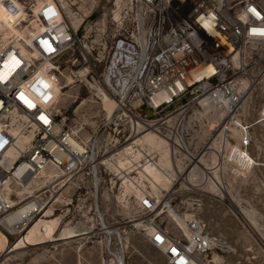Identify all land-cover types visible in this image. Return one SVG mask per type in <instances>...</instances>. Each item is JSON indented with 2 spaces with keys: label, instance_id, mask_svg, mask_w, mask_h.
<instances>
[{
  "label": "built area",
  "instance_id": "2783aa9c",
  "mask_svg": "<svg viewBox=\"0 0 264 264\" xmlns=\"http://www.w3.org/2000/svg\"><path fill=\"white\" fill-rule=\"evenodd\" d=\"M42 5L31 8L30 31L0 41V231L7 245L33 219L68 204L74 180L100 172L96 148L111 133L85 138L65 124L52 101L37 98L38 84L63 88L60 80L68 76L90 95L101 88L115 103L113 123L122 114L130 126L135 121L157 129L175 149L180 141L194 153L202 137L189 134L198 120H185L186 113L195 115L203 98L230 113L251 92L252 78L264 79V53L255 55L264 46V4L257 0H116L111 34L93 45L86 29L78 33L82 22L75 28L65 20L62 6ZM74 48L78 52L61 68L62 54ZM156 204L148 195L139 200L145 212H155ZM182 224L185 238L151 219L142 220V229L166 264H215L200 253L218 255L220 240L198 219ZM10 249L0 250V257Z\"/></svg>",
  "mask_w": 264,
  "mask_h": 264
},
{
  "label": "rangeland",
  "instance_id": "374dc122",
  "mask_svg": "<svg viewBox=\"0 0 264 264\" xmlns=\"http://www.w3.org/2000/svg\"><path fill=\"white\" fill-rule=\"evenodd\" d=\"M51 1L62 6L65 20L74 21L73 16L82 20L78 33L86 29L88 45L111 34L116 0H0V41L23 37L34 26L31 8ZM258 50L255 55L262 57L264 46ZM77 52L67 49L61 68ZM66 77L60 80L63 88L42 82L36 92L52 101L65 124L85 138L111 132L96 148L97 161L120 154L109 164H100L95 176L74 180L68 204L61 203L54 216L47 211L32 221L13 252L0 257V264H166L147 241L142 220H154L185 238L182 221L192 217L229 250L200 253L205 261L214 257L215 264H264V79L252 78L242 105L220 120L216 112L199 115L198 107L195 115L188 111L185 120L188 115L198 120L188 132L202 139L195 151L190 149L194 153H187L179 141L182 155L157 129L138 124L139 128L135 121L130 126L122 114L115 125V106L102 103L101 88L90 95L83 83ZM79 193H84L82 202ZM144 195L157 200L164 212L143 211L139 200Z\"/></svg>",
  "mask_w": 264,
  "mask_h": 264
},
{
  "label": "bare ground",
  "instance_id": "6f19581e",
  "mask_svg": "<svg viewBox=\"0 0 264 264\" xmlns=\"http://www.w3.org/2000/svg\"><path fill=\"white\" fill-rule=\"evenodd\" d=\"M73 19H74V21H70V20H66L67 22H69V23H71L75 28H77L78 27V25L80 24V22L82 21V20H79V19H77V17H75V16H73ZM203 73H204V71H200V72H195L194 74H193V78L194 79H200L202 76H203ZM191 80H188V82H190ZM249 84V82L247 81V80H242V86H247ZM248 88H251V84L249 85V87ZM101 91V90H100ZM36 92V91H35ZM36 94H37V98L41 101V102H45L42 98H41V96L36 92ZM101 94H102V99H103V104L105 105V106H107L105 103H108L109 102V104H113L114 106H115V103H114V101L105 93V92H103V91H101ZM248 94H246V95H244L243 96V99H245V97L247 96ZM244 101V100H243ZM243 101H242V103H243ZM240 103V102H239ZM238 103V104H239ZM242 103H240L239 105H242ZM113 105L112 106H110L111 108L113 107ZM210 107V108H209ZM236 106H234L233 108H235ZM107 108H109V106H107ZM198 108L201 110V113L198 111L199 109H197V111L196 112H198L199 113V115H201V114H204L205 112H209V111H212V112H216V113H218L219 115H218V119L220 120L221 119V117L223 116V115H229L231 112H233L234 111V109L232 108V110H231V112L229 113V112H227V111H225V110H219V111H216L217 110V106L212 102V101H210L208 98H203L201 101H200V103H199V105H198ZM208 109V110H205V109ZM218 119H214V120H216V121H218ZM215 122V121H214ZM220 124V123H219ZM115 154H120V151H118V152H115V153H113V154H111V156L112 155H114L115 156ZM239 154V153H238ZM242 156V155H241ZM240 155H239V157H240V159L242 160V161H244V159H245V156H243V157H241ZM194 157H192V159H193ZM111 161V159H109V157H107V158H105V159H103V160H100L99 161V164H104V163H108L109 164V162ZM249 162V161H248ZM115 163V162H114ZM113 163V164H114ZM248 164V163H247ZM45 182H46V178H45V176L43 177V178H41V180H40V182H38V185L39 186H43V185H45ZM155 202H157V200H155ZM156 206V208H155V211L158 213V214H162V212H164L162 209L160 210V208H159V206H157V204L155 205ZM48 211V210H47ZM47 211H45V213H44V215L43 216H46L47 215ZM49 212V211H48ZM49 214L50 215H53L54 216V214L55 213H53V214H51L50 212H49ZM174 214V213H173ZM176 217H178L179 219H181L182 220V218H180L178 215H176V214H174ZM192 216V215H191ZM37 218H35V219H33L32 221H34V220H36ZM31 221V222H32ZM31 222L22 230V232H21V234H20V236L13 242V243H11L10 245H7L8 244V242H7V238H6V236L0 231V250H6V249H8V247H11V249L9 250V252H13V250H14V247H15V245L20 241V237L22 236V234L25 232V230L28 228V226L31 224ZM136 226H140L141 225V222H137L136 224H135ZM43 224H41V225H39L38 227H37V231L38 232H41L42 231V228H43ZM32 229V228H31ZM37 232V233H38ZM25 238H27L28 239V237H25ZM25 240V239H24ZM219 247L223 250V251H228L229 252V250L226 248L227 246L225 245V243L224 242H222V241H220L219 242Z\"/></svg>",
  "mask_w": 264,
  "mask_h": 264
},
{
  "label": "crops",
  "instance_id": "0c3cea01",
  "mask_svg": "<svg viewBox=\"0 0 264 264\" xmlns=\"http://www.w3.org/2000/svg\"><path fill=\"white\" fill-rule=\"evenodd\" d=\"M108 103H109V102H108ZM108 103H107V104H108Z\"/></svg>",
  "mask_w": 264,
  "mask_h": 264
}]
</instances>
